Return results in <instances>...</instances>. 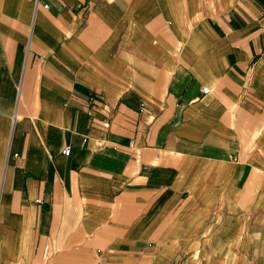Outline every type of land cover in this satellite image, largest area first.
<instances>
[{"label":"crops","instance_id":"1","mask_svg":"<svg viewBox=\"0 0 264 264\" xmlns=\"http://www.w3.org/2000/svg\"><path fill=\"white\" fill-rule=\"evenodd\" d=\"M244 237L264 0H0V264H237Z\"/></svg>","mask_w":264,"mask_h":264},{"label":"rangeland","instance_id":"2","mask_svg":"<svg viewBox=\"0 0 264 264\" xmlns=\"http://www.w3.org/2000/svg\"><path fill=\"white\" fill-rule=\"evenodd\" d=\"M255 241H258L260 245L256 247H246L244 246L246 242L245 237L239 240L243 255L241 256L242 252H239V255H237V264H264V254L262 253L263 247H261L262 241L264 242V240L256 239ZM231 257L233 258V255Z\"/></svg>","mask_w":264,"mask_h":264},{"label":"built area","instance_id":"3","mask_svg":"<svg viewBox=\"0 0 264 264\" xmlns=\"http://www.w3.org/2000/svg\"><path fill=\"white\" fill-rule=\"evenodd\" d=\"M45 7L48 8V5L45 6ZM203 92H204V93H208V92H209L208 88H203ZM69 153H70L69 150H65V151H64V154H65V155H69Z\"/></svg>","mask_w":264,"mask_h":264}]
</instances>
